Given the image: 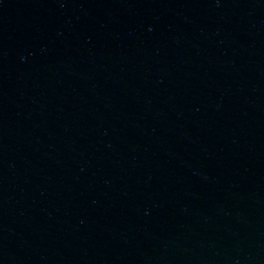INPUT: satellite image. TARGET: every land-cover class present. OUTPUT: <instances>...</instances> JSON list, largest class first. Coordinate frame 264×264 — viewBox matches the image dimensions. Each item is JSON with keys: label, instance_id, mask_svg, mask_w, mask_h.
Returning a JSON list of instances; mask_svg holds the SVG:
<instances>
[{"label": "water", "instance_id": "water-1", "mask_svg": "<svg viewBox=\"0 0 264 264\" xmlns=\"http://www.w3.org/2000/svg\"><path fill=\"white\" fill-rule=\"evenodd\" d=\"M0 264H264V0H0Z\"/></svg>", "mask_w": 264, "mask_h": 264}]
</instances>
